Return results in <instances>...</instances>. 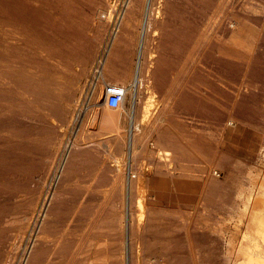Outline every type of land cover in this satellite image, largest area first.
<instances>
[{
	"label": "rangeland",
	"instance_id": "1",
	"mask_svg": "<svg viewBox=\"0 0 264 264\" xmlns=\"http://www.w3.org/2000/svg\"><path fill=\"white\" fill-rule=\"evenodd\" d=\"M148 2L158 17L148 19ZM115 80L129 93L112 109L104 83ZM115 111L120 135L108 130ZM171 148L176 158L161 161ZM65 152L84 163L37 264H174L157 225L127 242L130 176L164 223L199 225L180 264H237L232 252L251 246L239 221L264 196V0H0V264L33 255L38 227L28 229V219ZM115 185L118 207L101 211L90 238L97 211L80 202L86 193L105 199Z\"/></svg>",
	"mask_w": 264,
	"mask_h": 264
},
{
	"label": "bare ground",
	"instance_id": "2",
	"mask_svg": "<svg viewBox=\"0 0 264 264\" xmlns=\"http://www.w3.org/2000/svg\"><path fill=\"white\" fill-rule=\"evenodd\" d=\"M151 2L150 3L148 2L149 4L147 8L148 9L147 10L148 19H151L152 15L158 17L161 13L160 7L156 9H151ZM113 40H117L116 37ZM113 48H114V42L107 44L105 57L103 58L99 66V69L102 70L101 75L105 74L108 69V65L110 62V57H111ZM144 53H145V49L143 48L140 52L139 64H138V69H137V77L135 76V79L132 82V96H133V101H134L133 102L134 110L131 113V117H132V120L134 121L136 120L135 106H137V104L139 103V99H140L139 83L141 82V75H142V71L145 65ZM154 59H155V56L150 58L151 63H154ZM120 81L121 80H115L114 82L116 84L114 85H120L125 89V98H124V101H125L129 93V88L126 82H120ZM105 85H107V83H104V98H105L104 102H105V105L108 106L106 103ZM152 89H154V86L151 85V90ZM123 102L121 103L120 106H122ZM107 109L108 108H106V110ZM82 111L83 110L79 112L78 119H80L83 113ZM115 112H116L115 114L111 112L113 123L110 125V127H108V130L110 128V132H115L118 135H120L119 129H118V121H119L118 119L120 118L117 114V111ZM104 113L106 115L107 111H105ZM226 126H228L227 123H226ZM105 128L107 129L106 126ZM71 147L74 148L75 150H80V151L84 149V147H81V145L76 142L72 143ZM162 152L164 153L160 157L161 161L169 160L170 157L173 155L176 158V155H177L176 150L172 148L170 150H164ZM68 153L67 154L66 152L64 154L61 153L62 155L59 158L60 160L58 161L57 165L55 164L56 167L52 169V175H51V181H50L51 183L47 184L48 189L45 193V196L39 203V207H40L39 213L37 214V204H35V207H34L35 211L34 212L32 211L28 219V227H29L28 229L30 228L35 229L36 227H38V233L36 232L37 239L33 242L32 247H31L30 254H33V255L29 257L27 264H37L44 250L48 248L47 242L51 237L54 236L56 228L61 221L63 211L65 210V207L67 205L69 195L72 193L70 191L72 178L75 176L77 171L80 169L81 165L84 163V160H71L72 155ZM102 166L106 169L109 175L113 174L114 176L116 168L112 163H109L108 161H104L102 163ZM211 172H212L211 169H209V174ZM186 180L184 179V181ZM209 180L210 179L208 178L207 181ZM127 183H128L127 187L129 188V190L126 194L127 196L124 197L126 198V205H125L126 210H125V213H122L126 215L125 218H123L125 219L123 220V222H124V227H125L124 229H126L127 235L125 234L124 235L126 236L127 242L129 244L133 243L135 236H136V231L141 233L140 235H144L147 231H150V228L152 226L155 227V225H157L155 229L158 232V237L162 241H165L167 245H169V248L171 249L173 253V258L175 261L174 264H180V251L182 249L183 242L187 241L188 246L190 247V249H192L191 247H192L194 239L197 237V235H199V233H201L199 225L192 218L184 219L178 223H169V224L164 223V218L166 215L165 216L162 215L163 210H154V208L151 206L152 200L150 196L147 195V193L141 195V193L139 192L138 198H137V193L135 192L137 184L135 183L133 176H130ZM189 184H190L189 182L184 183V185L188 189H190ZM139 189H137V191ZM113 190H116V185L112 186V190L109 192L108 197H106L105 199H100L98 197H92V196H89L87 198L86 196H88V193H86L85 196L82 198L80 202L81 204L82 203L87 204L88 206H91L93 209H96L97 211L96 217L93 220L92 227H90L89 234H87L88 237L90 238L98 237L99 234L97 232L99 231V228H100L101 211H103L105 207L111 210H115L118 207V202L116 200ZM137 203H138V207L136 206ZM251 204L254 206L252 207ZM125 206L123 205V207ZM239 225L240 226L245 225L246 228L248 229L249 235L248 237H246V239L251 241V246L242 247L239 245L240 246L239 249L236 252L235 250L232 252V253H235L237 259L239 258L237 260V264H264V196L260 195L259 197L257 196L253 198L252 202L251 200H249L244 210L243 217L239 221ZM233 238H236V237H233ZM105 254L106 253H104V255Z\"/></svg>",
	"mask_w": 264,
	"mask_h": 264
},
{
	"label": "built area",
	"instance_id": "3",
	"mask_svg": "<svg viewBox=\"0 0 264 264\" xmlns=\"http://www.w3.org/2000/svg\"><path fill=\"white\" fill-rule=\"evenodd\" d=\"M106 103L112 108H118L125 98V89L120 85H105Z\"/></svg>",
	"mask_w": 264,
	"mask_h": 264
}]
</instances>
